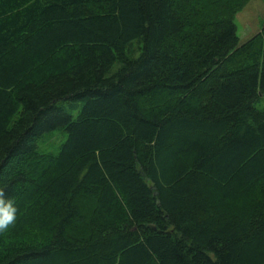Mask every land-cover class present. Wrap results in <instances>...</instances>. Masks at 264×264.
<instances>
[{
	"label": "trees",
	"instance_id": "trees-1",
	"mask_svg": "<svg viewBox=\"0 0 264 264\" xmlns=\"http://www.w3.org/2000/svg\"><path fill=\"white\" fill-rule=\"evenodd\" d=\"M249 1L0 0V264H264Z\"/></svg>",
	"mask_w": 264,
	"mask_h": 264
},
{
	"label": "rangeland",
	"instance_id": "rangeland-1",
	"mask_svg": "<svg viewBox=\"0 0 264 264\" xmlns=\"http://www.w3.org/2000/svg\"><path fill=\"white\" fill-rule=\"evenodd\" d=\"M235 19L238 27L240 42L244 43L261 31L262 25L264 23V0L249 1V3H247V5L242 10L237 12ZM257 107L264 109V96L257 103ZM46 135L47 140L44 142L45 145H43L42 142H40L39 145L43 148V150L49 151L57 150V147L55 148V146L58 144L59 147L60 143L64 142L67 138V134L63 130H55L51 132V134L49 133V135H51L49 138V135ZM30 231L33 232L31 227L24 230L25 233Z\"/></svg>",
	"mask_w": 264,
	"mask_h": 264
},
{
	"label": "clouds",
	"instance_id": "clouds-1",
	"mask_svg": "<svg viewBox=\"0 0 264 264\" xmlns=\"http://www.w3.org/2000/svg\"><path fill=\"white\" fill-rule=\"evenodd\" d=\"M18 208L13 199L5 196V190L0 188V233L6 232L17 219Z\"/></svg>",
	"mask_w": 264,
	"mask_h": 264
},
{
	"label": "crops",
	"instance_id": "crops-1",
	"mask_svg": "<svg viewBox=\"0 0 264 264\" xmlns=\"http://www.w3.org/2000/svg\"><path fill=\"white\" fill-rule=\"evenodd\" d=\"M247 7H248V6H247ZM247 7H246V8H247Z\"/></svg>",
	"mask_w": 264,
	"mask_h": 264
}]
</instances>
